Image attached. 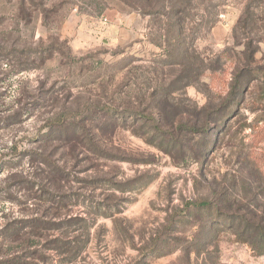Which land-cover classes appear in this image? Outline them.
<instances>
[{
    "label": "rangeland",
    "instance_id": "rangeland-1",
    "mask_svg": "<svg viewBox=\"0 0 264 264\" xmlns=\"http://www.w3.org/2000/svg\"><path fill=\"white\" fill-rule=\"evenodd\" d=\"M132 3L0 0L5 27L15 30L19 42L13 62L28 67L11 73L3 66L6 74H0V224L5 216L22 219L25 209L31 216L56 206L44 201L51 197L33 200L38 194L23 188L28 179L58 195L48 183L55 174L30 159L39 149L71 173L60 194L82 198L60 216L89 218L84 226L28 229V252L56 237L71 242L74 251H48V264H264V255L255 254L224 219L238 205L264 200V42L253 61L236 44L244 0H213L219 5L214 28L189 39L199 76L188 87L184 61L175 64L181 58L173 34ZM243 71L256 80L227 110L233 76ZM18 108L23 114L14 116ZM203 108L215 121L210 155L205 163H184V147L165 142L162 132L184 138L178 127L184 118L198 119ZM132 112L154 121H134ZM55 118L78 122L80 135L96 144L89 151L85 141L72 159L70 149L56 147L58 133L50 144L38 142ZM201 200L217 208L193 206Z\"/></svg>",
    "mask_w": 264,
    "mask_h": 264
},
{
    "label": "trees",
    "instance_id": "trees-1",
    "mask_svg": "<svg viewBox=\"0 0 264 264\" xmlns=\"http://www.w3.org/2000/svg\"><path fill=\"white\" fill-rule=\"evenodd\" d=\"M134 10L140 14L153 19L158 24L161 31H165L167 35L173 34L174 36V47L176 57L181 58L175 62L176 65L181 66L184 61V86L188 87L198 81L199 71L195 69L196 65L193 63L196 56L194 47L189 43L190 37L198 39V35L202 30L206 28H214L216 24L215 10L219 8L218 4L212 3L213 0H132ZM202 5L203 12L198 13V7L196 2ZM22 5H24L22 3ZM197 6L194 7V6ZM197 9V12L194 11ZM218 15V14H217ZM25 21V18H23ZM7 19L0 15V74H6L1 69L3 66L9 69L11 73H21L28 70L25 62L18 59V63L15 64L13 57L16 51V47L19 42L15 39V30L5 27ZM162 37V36H161ZM167 38V37H166ZM234 39L238 46L244 47L245 56L249 61H253L256 53L259 50V45L264 42V0H244L242 13L237 21L234 29ZM65 45V43L63 42ZM21 55L26 53V50L20 51ZM174 55V54H173ZM172 55V56H173ZM171 56V53H168ZM256 80L255 75L250 71L238 72L233 76L230 91L225 98V106L227 110L235 102L236 95L248 90L249 85ZM244 85V86H243ZM241 105L238 103V106ZM222 110L214 113L215 117H220ZM23 114V108H18L15 111L14 116H20ZM198 119L188 121L184 118V125H180L178 129L184 131V138L174 135L172 132H162L164 141L171 144L173 147L183 149L184 154L180 160L184 159V163L193 161L196 163H205L210 155L211 139L216 137V132L213 130V124L215 125L214 118L212 115L207 113V109L203 108ZM133 120H143L145 122L153 123V118L146 114H139L136 112L131 113ZM213 119V120H212ZM216 119V118H215ZM214 121V122H212ZM48 127V132L44 136L38 138V142L44 144H50L52 136L59 134L56 147L63 148L64 150L70 149V157L73 159L76 156L74 151L78 147H85L88 141V150L94 146L95 140H90V137H86L89 140H84L83 136L80 135V124L72 120H63L61 118L53 119V123ZM84 130H87L84 127ZM197 140V141H195ZM85 142V143H84ZM197 143V145H195ZM90 144V145H89ZM92 144V146H91ZM96 144V143H95ZM190 149L188 155L186 150ZM34 153L31 152L30 159L33 162L43 161L40 164L46 165L50 172L55 174L54 177L48 178V183L52 186L55 185V191L58 192L57 196L51 195L48 190L49 186L37 185L35 182H28V179L23 180V188L28 195L38 194V198H33L41 201L42 197H51L49 201L56 206H52L49 209L43 207V212H33L29 214L28 210L25 209L22 219H10L8 216L4 217V223L0 224V250L5 246L7 250L0 254V264H48L52 261L50 256L47 255L48 251H54L59 254L63 249L70 248L74 251L71 242L65 241L63 237H56L49 240L40 248L35 247L31 252H28L32 248V244L26 240L28 238V229H32L36 232L43 230H59L63 226L73 227L77 225H88V217L83 215L71 216L63 215L62 211L70 210L72 204L81 201V197H70L66 194H60V190H63V183L70 181L68 176L71 174L67 171V168L62 165L60 166L52 160V157L48 153L39 151ZM28 153V152H27ZM42 171L41 169H39ZM38 175H41L38 172ZM51 175V174H50ZM49 176V173L48 175ZM24 177V176H21ZM79 181V180H78ZM80 183L82 180L79 181ZM88 187L91 186V182L83 180ZM21 183V182H19ZM93 183V182H92ZM94 186V185H93ZM95 187V186H94ZM260 195L264 197V186L260 192ZM90 201L92 198H89ZM23 206L28 207L27 202ZM35 206L40 207L39 204ZM34 206V207H35ZM90 206V205H89ZM193 206L204 212H211L217 208V206L208 201L201 200L193 203ZM53 208V209H52ZM219 211V209H217ZM65 217V218H64ZM224 219L228 220L230 224L229 229H233L240 233L243 238V242L247 244L250 249L257 255H264V200L256 203L254 200L243 203L237 206L236 213L230 212ZM38 232V233H39ZM38 233L32 232L34 236ZM37 236L36 238H38ZM20 251V252H19Z\"/></svg>",
    "mask_w": 264,
    "mask_h": 264
}]
</instances>
